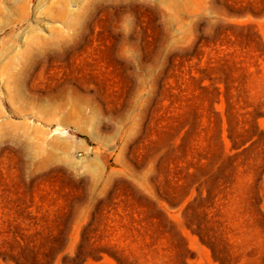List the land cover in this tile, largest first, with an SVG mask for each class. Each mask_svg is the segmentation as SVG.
Segmentation results:
<instances>
[{"label":"rangeland","instance_id":"374dc122","mask_svg":"<svg viewBox=\"0 0 264 264\" xmlns=\"http://www.w3.org/2000/svg\"><path fill=\"white\" fill-rule=\"evenodd\" d=\"M0 264H264V0H0Z\"/></svg>","mask_w":264,"mask_h":264}]
</instances>
